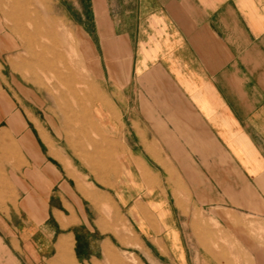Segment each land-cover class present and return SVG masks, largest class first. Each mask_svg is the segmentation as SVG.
<instances>
[{"label": "crops", "instance_id": "0c3cea01", "mask_svg": "<svg viewBox=\"0 0 264 264\" xmlns=\"http://www.w3.org/2000/svg\"><path fill=\"white\" fill-rule=\"evenodd\" d=\"M95 1L101 141L88 167L46 128L0 137V264H100L117 242L139 264H264V0ZM171 165L209 183L197 197L251 203L223 206V248L191 240ZM106 209L127 215L130 244Z\"/></svg>", "mask_w": 264, "mask_h": 264}, {"label": "rangeland", "instance_id": "374dc122", "mask_svg": "<svg viewBox=\"0 0 264 264\" xmlns=\"http://www.w3.org/2000/svg\"><path fill=\"white\" fill-rule=\"evenodd\" d=\"M93 3L96 1L0 0L2 47L20 42L12 48L16 52L0 57V137L4 138L0 141H26V131L33 133V141L40 140V129L49 141L42 130L46 128L54 140L66 145L71 159L76 163L82 159L89 167L93 149L89 143L100 142L102 137L95 128L93 112L106 106L103 61L90 21ZM38 56H45L51 67L37 65ZM59 93L64 98H58ZM68 105L77 109V115L67 109ZM11 131L18 132L17 136L10 135ZM93 152L96 157L95 146ZM163 170L167 173L164 184L172 187L176 195L173 201L183 212L191 240L201 244L204 238L215 249L223 248L228 242V231L222 223L235 221L223 206L251 203L197 197L195 194L200 192L196 189L209 184L207 181L188 182L184 168L180 172L174 165L163 166ZM215 186L212 189L216 190ZM106 211L104 215L112 220L115 240L130 244L134 233L127 215L116 209ZM240 221L248 222L250 216L242 215ZM116 244L118 249L100 264H139L135 254L124 251L119 242Z\"/></svg>", "mask_w": 264, "mask_h": 264}, {"label": "bare ground", "instance_id": "6f19581e", "mask_svg": "<svg viewBox=\"0 0 264 264\" xmlns=\"http://www.w3.org/2000/svg\"><path fill=\"white\" fill-rule=\"evenodd\" d=\"M35 63L37 64V65H39L41 68H46V67H51V63H50V61L45 57V56H38V58H36V61H35ZM29 65V63H27L25 66H28ZM51 69H53L52 70V72L54 73V71H55V68L53 67V68H51ZM74 77V76H73ZM63 93H59L58 95H59V97L58 98H64V96L62 95ZM70 108V110H72L73 112H75L76 113V115H77V109H75L73 106H71V105H68V107H67V109H69ZM69 111V110H68ZM71 118V117H70ZM71 126V125H70ZM76 129V128H75ZM85 131V130H84ZM73 135V134H72ZM89 137V136H88ZM91 138V137H90ZM95 141V140H94ZM90 144V143H89ZM93 144V143H92ZM73 146V145H72ZM89 146V145H88ZM81 147V146H80ZM92 147V146H91ZM96 162V161H95ZM94 162V163H95ZM101 163V162H100ZM99 163V164H100ZM90 164V163H89Z\"/></svg>", "mask_w": 264, "mask_h": 264}]
</instances>
